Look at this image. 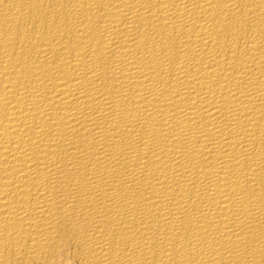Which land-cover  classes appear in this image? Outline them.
Returning a JSON list of instances; mask_svg holds the SVG:
<instances>
[{
	"label": "bare ground",
	"instance_id": "obj_1",
	"mask_svg": "<svg viewBox=\"0 0 264 264\" xmlns=\"http://www.w3.org/2000/svg\"><path fill=\"white\" fill-rule=\"evenodd\" d=\"M0 264H264V0H0Z\"/></svg>",
	"mask_w": 264,
	"mask_h": 264
}]
</instances>
